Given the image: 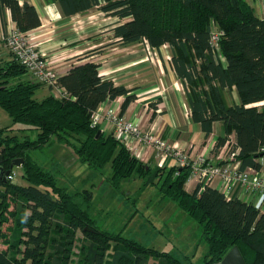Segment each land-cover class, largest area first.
Segmentation results:
<instances>
[{"label": "trees", "instance_id": "trees-1", "mask_svg": "<svg viewBox=\"0 0 264 264\" xmlns=\"http://www.w3.org/2000/svg\"><path fill=\"white\" fill-rule=\"evenodd\" d=\"M43 1L58 4L67 18L93 9L118 18L120 24L111 30L114 44L146 41L157 51L168 46L192 121L206 138L214 123L222 125L214 151L228 145V156L236 153L240 170H264V106H257L264 102V20L248 0ZM0 10H9L23 33L42 25L37 8L28 2L0 0ZM215 32L220 35L213 43ZM97 53L100 50L90 51L79 60ZM100 68L95 62L73 65L57 81L63 96L38 100L35 93L44 84L33 81L13 54L0 57V107L13 121L0 128V246L5 247L0 249V264H72L76 249L75 264H149L151 259L184 264L167 251L126 238L124 231L100 229L93 217L92 191L60 186L53 170L31 157V151L56 142L71 148L85 169L102 170L110 164L115 186L136 176L144 180V189L152 184L163 200H173L201 229L207 246L204 264L220 263L234 247L246 264H264L262 211L244 200H227L211 186L187 192L190 167L152 168L113 133L93 126L92 116L103 103L125 97L122 116L136 99L132 90L101 75ZM232 92L239 102L229 103L226 93ZM15 125L36 131V139L21 141L14 134ZM17 159L24 160L25 185L5 179ZM8 216L13 225L4 230Z\"/></svg>", "mask_w": 264, "mask_h": 264}, {"label": "crops", "instance_id": "crops-1", "mask_svg": "<svg viewBox=\"0 0 264 264\" xmlns=\"http://www.w3.org/2000/svg\"><path fill=\"white\" fill-rule=\"evenodd\" d=\"M19 2L20 4L28 2L37 8L41 16L42 25L37 29L29 31L31 33L30 36L33 37V41L37 39L34 43L37 44L39 50L44 52L47 61H49L52 67L59 71L61 75L66 74L73 65L85 63V60H79V58L83 55L82 53L97 47L96 45L98 43H100L99 46L102 45L100 37H95L89 40H81L83 38L81 37V35H83L81 33L84 32L79 33L77 32V29H81L83 31L84 27H77L75 29L71 28L72 25L70 27L73 20L77 19L79 21L81 17L86 16L89 12L95 9L85 14H78L71 18H67L64 16L58 4H46L43 0H19ZM248 2H250L252 7L255 9L258 17L264 20V7H256L255 0H248ZM261 12L262 15L260 14ZM101 14L105 16V14ZM106 19H112L115 22V24L111 26L112 29L120 24L116 23L119 20L118 18L107 16ZM44 20L48 23V25L52 26L50 31L51 33H54V35L51 39H49L50 42H48V45L42 46L41 44L44 41H39V39L45 34H37L40 33L45 26ZM10 28H17L15 23L12 21L10 11L6 10L3 12L0 10L1 58L7 57V53H5L3 49L7 48L5 37ZM110 33H112V31H110ZM86 46L89 48H85ZM165 49L168 50V46L162 47L160 51L155 49V53H157L160 57L157 60L158 64L154 61L150 62L148 60V51L145 45L143 48V43L128 46L114 44L111 47H108L103 53L93 57L98 56L95 63H100L101 75H103L106 79L113 80L117 86H124L127 89L132 90L131 94L136 96L135 101L129 105L127 111L122 116L128 120H136V122L139 123L143 134L148 135L150 132H153L168 145L173 147L175 146L176 149L184 151L191 157L204 155L211 163L224 165L227 160L230 147L225 145L217 152L214 151L218 137L223 134L222 125L220 123H214L212 134L206 138L201 126L192 121L184 87L175 75L171 64V58H169L170 60H166L168 58L166 57L167 51ZM161 61L165 66V71L159 67L161 66ZM162 73L164 74L163 82L161 81ZM164 84H166V86H164ZM50 91L51 95L54 94L55 96H61L64 93L63 90L55 88ZM228 94L229 93H226L227 96ZM124 100L125 97H119L114 101H107L103 103L101 107L104 109L114 107L119 113H121V106ZM228 101L230 104L232 102H239L237 93L236 96H230ZM100 126L102 131H105L106 133H113L112 127L108 125L107 122L103 121ZM133 147L136 151H132ZM127 148H129L131 153L140 161L145 164H149L152 168L170 169L176 165L175 159L173 157H169L163 161V166H160L159 162L162 159V153L155 151L153 147H149L145 142L139 143L138 141L133 140L132 144H130ZM260 174L264 176V170H261ZM211 187L219 191L220 181L215 180ZM153 188L156 191L158 190L156 186H153ZM195 188L196 186L194 183H187L185 186L186 191L189 193L193 192ZM158 197V202L151 209L154 210H152L153 214L160 218V216L167 213L173 204L169 200H163L160 193H158ZM247 200H249V196L244 199L246 202ZM104 212L105 210L103 209V213ZM262 212L264 213V211ZM129 220L130 219H128L127 223ZM126 225L127 224L122 227V231H124V228L127 229ZM165 228L166 226L164 229ZM152 229L157 235L162 233L154 225L152 226ZM151 261H153V264H157V261L155 260H150L149 264H151Z\"/></svg>", "mask_w": 264, "mask_h": 264}, {"label": "rangeland", "instance_id": "rangeland-1", "mask_svg": "<svg viewBox=\"0 0 264 264\" xmlns=\"http://www.w3.org/2000/svg\"><path fill=\"white\" fill-rule=\"evenodd\" d=\"M255 2L256 7H264V0H255ZM260 14L262 15V12ZM106 17L107 16L102 15L98 9H95L89 12L86 16L81 17L79 21L76 19L70 24V27L72 25V29L84 27L83 31L81 29H77V32L79 33L84 32L81 33L83 34L81 35V37H83L81 40H89L95 37H100V40H102V45L99 46L100 43H98L96 45L97 47H94L95 49L92 47L93 49L90 50L92 52L100 50V53L95 55L103 53L108 47L114 45L113 36L110 31L112 30L111 26H113L115 22L112 19H106ZM116 23H120V21L118 20ZM44 25L45 26L41 32L37 34H45L39 39V41H44L41 44L42 46L48 45V42H50L49 39H51V37L54 35V33H51L50 31L52 26L48 25L45 20ZM36 40L37 39H35V41ZM144 45L145 44L143 43V48ZM85 48L89 47L86 46ZM169 50L170 48L168 47V50H166V57L168 59L166 60H170L169 58H171ZM3 51L7 53L6 55L9 57L10 51L8 47L3 49ZM90 51L84 52L82 54L84 55ZM147 53L148 60L150 62L154 61L157 63L158 58H160L159 55H155L154 52ZM93 56H91L89 59H84L85 62H95L98 56ZM159 67L165 71V66L163 65L162 61L161 66ZM163 77L164 74L162 73V82ZM25 78L27 77H24V79ZM164 86H166V84H164ZM50 90L51 89L49 86L44 85L43 88H40L36 91L34 97L38 100H43L47 96L51 95ZM234 95L236 96L235 92L228 94L227 98L230 99V96ZM12 125L13 121L11 117L0 107V128L9 127ZM20 128H22L20 125H15L13 130L14 134L18 136L21 141L27 138L30 140L36 139V131L21 130ZM30 155L40 166L47 169L51 168L53 170V173L56 175L60 186L69 188L71 190L87 189L92 191L93 217L95 218L97 226L100 229L119 233L122 231V227L127 224V229L124 228V236L126 238L137 240L148 248L151 247L159 251H167L176 259L181 260L184 264H203L204 257L207 253V246L202 241L201 229L197 221L190 218L182 209L177 206L176 203L172 202L173 200H170L173 206L167 211L165 215L160 216V218L155 216L153 214L154 210L151 208L154 207V205L159 200V191L154 190V185L151 184L144 189V180L135 176L115 186L111 181L112 171L110 164H107L102 170H93L89 169L88 167L85 169V166L81 165L78 161L76 153L71 148L58 142L49 148L31 151ZM53 164H56V167ZM14 172L16 174L14 182L18 185L24 184V179L22 178V167L14 168ZM187 183L192 184L193 180H189ZM13 208L14 205H12L10 210H13ZM103 209L105 210L104 213ZM128 219L130 220L127 223ZM12 225V218L8 216V222L3 228L4 230H7V228L11 227ZM153 225L160 232H162L160 235H157L152 229ZM165 226L166 230L164 229ZM79 238H82L81 232L79 233ZM0 249L3 250L5 247L1 245ZM77 253L78 250L76 249L72 264H75L77 261ZM152 262L153 261H151V264H153Z\"/></svg>", "mask_w": 264, "mask_h": 264}, {"label": "built area", "instance_id": "built-area-1", "mask_svg": "<svg viewBox=\"0 0 264 264\" xmlns=\"http://www.w3.org/2000/svg\"><path fill=\"white\" fill-rule=\"evenodd\" d=\"M30 35V32L23 33L17 28H10L5 37L10 53L27 69L33 81L62 90L57 86L61 73L48 63L46 55L38 49L37 44L33 42V37ZM219 35L220 33L218 32L213 34V43L218 41ZM143 43L149 53H155V49L151 48L146 41ZM215 54L223 63V56L217 50H215ZM257 105L263 106L264 102ZM103 121L112 127L115 139L125 146H129L133 140H136L139 143L145 142L149 147H153L155 151L162 153V159L159 162L160 166H163V161L166 158L173 157L176 162V168L190 167L191 175L189 180H193L196 187L200 186L201 189H204L207 186H212L215 180H219V191L224 194L227 200H244L245 197L249 196L247 202L252 204L257 210L264 211V176L253 168L240 170L239 163L235 161L236 153L229 155L224 165L213 164L204 155L191 157L184 151L176 149L175 146L168 145L153 132L148 135L143 134L136 120L124 118L114 107L104 109L100 106L93 114V126L100 125ZM132 151H136V149L133 147ZM15 178L16 174L13 171L8 176V179L14 181Z\"/></svg>", "mask_w": 264, "mask_h": 264}, {"label": "water", "instance_id": "water-1", "mask_svg": "<svg viewBox=\"0 0 264 264\" xmlns=\"http://www.w3.org/2000/svg\"><path fill=\"white\" fill-rule=\"evenodd\" d=\"M102 131L100 130L98 132L97 137L99 138V136L101 135ZM24 163L23 159H17L15 160V162L13 163V165L11 166V170H9L6 173L5 179L11 174L12 170L14 168H21L22 165ZM2 175V174H1ZM217 264H246L241 251L239 250L238 247H234L226 256L225 258Z\"/></svg>", "mask_w": 264, "mask_h": 264}]
</instances>
